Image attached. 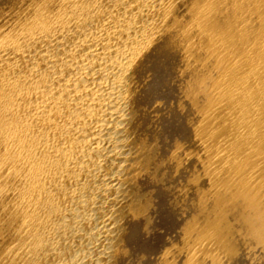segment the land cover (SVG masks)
Listing matches in <instances>:
<instances>
[{"label":"bare ground","instance_id":"obj_1","mask_svg":"<svg viewBox=\"0 0 264 264\" xmlns=\"http://www.w3.org/2000/svg\"><path fill=\"white\" fill-rule=\"evenodd\" d=\"M0 264H264V0H0Z\"/></svg>","mask_w":264,"mask_h":264}]
</instances>
